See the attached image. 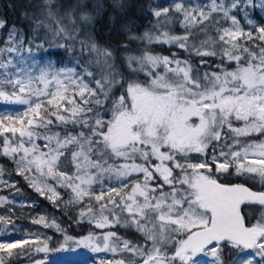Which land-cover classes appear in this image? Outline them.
I'll return each instance as SVG.
<instances>
[{
	"label": "snow or ice",
	"instance_id": "1",
	"mask_svg": "<svg viewBox=\"0 0 264 264\" xmlns=\"http://www.w3.org/2000/svg\"><path fill=\"white\" fill-rule=\"evenodd\" d=\"M29 7L0 16V264H264V0H161L140 31L127 0ZM13 175L88 230L18 227Z\"/></svg>",
	"mask_w": 264,
	"mask_h": 264
},
{
	"label": "trees",
	"instance_id": "2",
	"mask_svg": "<svg viewBox=\"0 0 264 264\" xmlns=\"http://www.w3.org/2000/svg\"><path fill=\"white\" fill-rule=\"evenodd\" d=\"M37 0H0V16L8 19L11 22L20 23L21 14L24 12H31L32 9L29 7L30 3H36ZM161 0H127L128 5L130 6L127 10L128 16L134 19L139 27L137 31L142 30L148 26L149 21L152 19L150 15H147V8L153 3H160ZM8 5H12V7H8ZM98 39L101 41H111L115 43L119 40H122L124 37L119 33V24L112 26L109 24L107 16L105 15L97 24ZM0 166L8 168L11 170V164H9L6 160L0 159ZM13 180L18 181V186L21 189V193L15 197V201L21 203L22 205L28 200L36 202V208L30 209L26 207V210L22 213L19 212L18 216H16V223L18 227L30 228L33 231H39L41 233H45L47 235H53L52 229H44L42 226L32 225L29 222V217L37 216L38 212L48 213L49 216L55 217L56 219L62 222L63 226L67 227L68 225H72L69 228V232L73 236H78L79 234L85 233L88 228L87 225H83L77 227L74 224V220L76 217V213L74 211H69L68 216L72 217V219H68V216L62 214L60 210H57L48 200L39 197L37 193H35L32 189L28 188L22 178L13 175L11 177ZM0 195L8 196L12 199L10 195V191L5 189L0 191ZM19 235H23V233H18ZM129 239H133V236H128ZM79 255L83 254L82 252L78 253H70V252H54L49 253L47 256V261L57 260L63 258L62 264H66L67 261L65 259L68 258V255ZM37 258H44V254H39ZM20 264H27L26 261L21 260Z\"/></svg>",
	"mask_w": 264,
	"mask_h": 264
},
{
	"label": "rangeland",
	"instance_id": "3",
	"mask_svg": "<svg viewBox=\"0 0 264 264\" xmlns=\"http://www.w3.org/2000/svg\"><path fill=\"white\" fill-rule=\"evenodd\" d=\"M4 107L16 108V107H19V106H4V105H0V108H4ZM9 199H11V198H9ZM36 207H38V206H36ZM36 207H34V208H36ZM14 208H15V217L18 216V213L19 212H22L23 213L26 210V207H24L21 203H18V202H15ZM27 208H29V207H27ZM34 208H30V209H34ZM0 214H4V212H3L2 209H0ZM39 214H43V215L48 216L49 218H52V216H49V214L48 213H45V212H38V215ZM57 221L60 222V220H58V219H57ZM78 252H82L83 254H79V255H73V254H71V255H68V258L65 259V261H68L70 258H73V257H75V258H84L88 254H95L97 256L98 255H101V254H104V253H100V254L92 253L91 251L86 250V249H77L75 252H70V253H75L76 254ZM106 255L107 256H105L104 258H110V254H106ZM102 258L103 257L101 256L98 259V261L100 259H102ZM62 262H63V258L57 259V260H54V261H51V260L49 261L48 260L47 261V264H62Z\"/></svg>",
	"mask_w": 264,
	"mask_h": 264
},
{
	"label": "built area",
	"instance_id": "4",
	"mask_svg": "<svg viewBox=\"0 0 264 264\" xmlns=\"http://www.w3.org/2000/svg\"><path fill=\"white\" fill-rule=\"evenodd\" d=\"M105 257L107 256L106 254H101V255H95V254H88L82 259H76V258H70L69 259V264H97L99 263L98 259L100 257Z\"/></svg>",
	"mask_w": 264,
	"mask_h": 264
}]
</instances>
